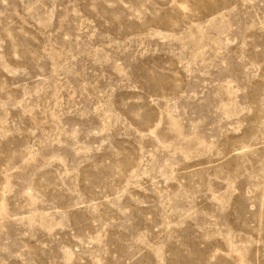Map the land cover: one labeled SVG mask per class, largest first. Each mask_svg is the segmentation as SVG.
Wrapping results in <instances>:
<instances>
[{
  "label": "rangeland",
  "instance_id": "rangeland-1",
  "mask_svg": "<svg viewBox=\"0 0 264 264\" xmlns=\"http://www.w3.org/2000/svg\"><path fill=\"white\" fill-rule=\"evenodd\" d=\"M0 264H264V0H0Z\"/></svg>",
  "mask_w": 264,
  "mask_h": 264
}]
</instances>
